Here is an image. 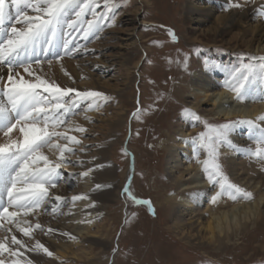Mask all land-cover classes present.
<instances>
[{
    "label": "rangeland",
    "instance_id": "374dc122",
    "mask_svg": "<svg viewBox=\"0 0 264 264\" xmlns=\"http://www.w3.org/2000/svg\"><path fill=\"white\" fill-rule=\"evenodd\" d=\"M199 2L198 8L200 7L202 11L205 10L204 7H209L205 5V0ZM228 2L229 0H224L223 6L220 5L221 14L227 16L232 11L242 12L246 8L251 9L250 13L253 14L255 21L264 25V16L259 15L257 11L264 0H256L254 4H248L243 8L222 11ZM122 3L123 7L119 9L115 26L104 28L99 34L100 38L87 43L86 48L81 49V53L63 59L70 60L79 69L81 67L82 70L79 72L86 70V74L83 79L74 78L75 82L68 80L66 76L63 79L67 80L63 81L61 86L80 91H100L113 97L112 102L99 111L86 113L93 122L85 120L83 113L74 117L75 123L85 126L88 130L83 134L88 137L83 139V146L90 148V151L78 152L77 156L71 157L73 161H83L82 167L61 169L65 174L78 173L94 168L95 165H104L102 168H95L90 175L96 177L99 180L98 184L104 187L98 190L92 186L88 188L94 192L95 198L100 202L102 199L103 202L97 208L96 215L92 216L89 234L79 239L85 251L91 252L89 256L91 258L84 256L79 261H74L69 255L54 263L51 257L42 255L43 258L52 264H106L110 257L113 258L111 264H264V213L263 217L257 220L243 223L244 226L241 225L242 227L233 233L229 232L228 236L221 235L212 245L200 246L194 242H186L174 233L172 204L169 201L164 202L168 195L179 192L178 185L168 178L167 141L181 129L186 131L189 129L192 132L190 138L203 130L202 125L192 127L191 122L181 118L183 108L193 110L190 86L192 74L202 70L209 77L220 81L218 87L225 90L222 85L227 72L206 71L205 61L230 69L238 64V54H251L246 47L243 49L235 43L226 46L229 38L237 36L240 29L234 27L229 33L219 36L205 35L211 25L205 22L198 25L186 19L188 17L186 10L190 5L187 0H122ZM217 14L215 13V16ZM198 17H201V14ZM127 19L132 21L125 22ZM133 28L134 37L131 35L129 39L125 34H131ZM168 29L175 32L177 42L171 41ZM253 36V33L248 32L243 37L245 40H252ZM111 37L113 39L106 43V46L111 47L103 50L105 42ZM212 37L214 39H211ZM134 39L138 41L137 46L133 43ZM257 42L255 41V44ZM84 43L81 41V44ZM185 54L188 55L187 71L181 63L176 62L183 61ZM169 58L172 63L168 62ZM86 60L89 63H85ZM137 62L139 64L133 68ZM61 65L63 61L59 64L53 63L52 67ZM46 69L49 70L47 65ZM158 92L164 93V99L158 102L156 110L149 111L141 120L132 119L131 114L137 108V101L147 108ZM196 113L214 125L237 120L215 119V115L205 111L203 106ZM113 124L116 125L114 128L111 127ZM240 127L242 131L233 135L238 134L239 138L244 140L243 143L245 145L247 143L241 147H254L247 138V128ZM74 134L78 137L82 135ZM233 135L231 139L237 144ZM124 149L127 150V156L123 155ZM227 154L221 156V163L224 172L235 183L230 177L226 157H236L238 153L229 151ZM93 157L96 159L92 160ZM239 158H242L239 161L245 163L251 171L257 170L255 175L264 177L260 163L244 155ZM132 162L135 163V171L130 185L131 191L138 199L152 202L155 216L148 212L146 206L132 205L130 201H126L123 194L118 196L119 191L127 186L125 173ZM197 175L206 179L202 169ZM86 178L73 180L72 187L67 182H61L51 191L70 199L69 196L83 188ZM210 187L214 191L213 186ZM91 201L97 202L90 199L84 204L87 205ZM67 210L64 209L65 212ZM132 213L136 215L132 217ZM126 214L131 217L128 223H125ZM64 218L65 215L53 217L41 214L39 222L45 227L58 229ZM78 219L74 218L80 223ZM80 224L75 232L84 227V224ZM52 235L58 240V233ZM17 236L21 238L18 233ZM46 236L37 233L36 239L42 241ZM57 240L46 242V247L52 251L54 241L59 242L61 239Z\"/></svg>",
    "mask_w": 264,
    "mask_h": 264
},
{
    "label": "snow or ice",
    "instance_id": "6c2138e0",
    "mask_svg": "<svg viewBox=\"0 0 264 264\" xmlns=\"http://www.w3.org/2000/svg\"><path fill=\"white\" fill-rule=\"evenodd\" d=\"M255 2L229 0L222 11ZM121 7L122 0H0V264H38L26 253L53 257L54 253L36 239L37 233H58L76 239L67 232L43 226L39 216L74 215L78 201H90L87 194L69 199L51 190L61 182L72 187L73 180L89 177L95 168L104 167L95 165L78 173L61 171L82 167L83 161H73L71 157L90 151L83 146V139L88 138L83 134L88 130L75 123L74 117L83 113L85 120L93 122L86 113L99 111L113 97L100 91L63 87L48 77L45 65L51 69L53 63L59 64L65 57L81 53L87 43L100 38L104 28L115 26ZM13 8L14 16L10 11ZM257 11L264 16V3ZM168 35L172 42L178 41L172 29H168ZM237 58L238 64L230 69L205 61V70L227 72L222 86L237 103H264V55L238 54ZM168 62L173 61L169 58ZM176 62L187 71V54L183 61ZM61 70L64 71L63 65ZM64 75L73 79L67 71ZM163 99L164 93L158 92L147 108L137 101L131 118L141 120L149 111L156 110ZM181 118L191 122L192 127L203 126L196 136L182 142L192 146L195 162L214 188L209 202L212 205L225 200L235 204L254 203L253 192L232 182L224 172L221 156L225 150L240 153L260 163L264 171V115L214 125L195 111L183 108ZM238 126L247 128V138L254 147L242 148L233 142L231 136ZM74 133L82 135L78 137ZM123 155L127 156L126 149ZM103 187L95 185L97 190ZM123 195L132 205L146 206L155 216L152 202L138 199L130 186L124 187ZM94 207V201L85 206ZM135 215L132 213V217ZM130 219L126 214L125 223Z\"/></svg>",
    "mask_w": 264,
    "mask_h": 264
},
{
    "label": "bare ground",
    "instance_id": "6f19581e",
    "mask_svg": "<svg viewBox=\"0 0 264 264\" xmlns=\"http://www.w3.org/2000/svg\"><path fill=\"white\" fill-rule=\"evenodd\" d=\"M187 1L190 5L186 10V14L188 16L186 19L194 21V23L198 25L201 22L211 25L205 35L211 37L212 35L217 34L219 36L229 33V31L234 27L239 28L240 33L237 34V36H231L229 38V42L226 43V46L229 47L232 43H235L238 47L243 49L246 47V50H249L252 55H264V25L258 23L259 21L257 22V20L255 21L253 14L250 13L251 9L246 8L242 12L232 11L226 16L221 14V11L219 10L220 5L223 6L224 4V0H205V5L207 4L209 7H204L205 10L203 11L199 9L200 7L198 8L200 0ZM13 10L14 8L12 11ZM215 13L218 14L215 16ZM200 14L201 17H198ZM124 21L127 22L132 20L127 19ZM131 32V34H125L129 39L131 38V35L134 37L133 32H135V28L131 29ZM248 32L253 33L254 36L252 40H245L243 37ZM202 38L203 36L200 40H202ZM112 39L113 37L107 39L104 44L105 46H103V50L111 47L106 46V43ZM211 39L214 38L212 37ZM121 41L124 40L121 39ZM255 41L257 44H255ZM137 42L136 40L133 41V43H136V46ZM62 61L63 70L67 71L73 79L85 76L86 70L85 72H79V70H82L81 67L80 69L75 67L76 65H74V63L70 60ZM85 63L89 62L86 60ZM138 64L139 62L134 64L133 68H136ZM45 71L49 78L55 79L60 85H62L63 81L67 80L63 79L66 76L64 75V71L61 70V67L56 66L47 70L45 65ZM73 79H69L68 77V80L72 81ZM219 82L213 77L206 75L202 70L192 74V79L190 80V86L192 88L191 96L193 97L191 108H193L195 112L203 106L205 111H210L215 115V119H223V121H230L231 118H236L237 120H244L246 118L255 119L256 117L264 114V103H237L231 93L218 87ZM225 104L230 105V107H224ZM84 124L86 123L84 122ZM115 126L116 125L113 124L111 127L114 128ZM241 129L242 128L238 126L234 130L233 134L241 132ZM190 135H192V132H190L189 129L187 131L181 129L178 131L177 135L167 141L169 150V158L167 161L168 178L175 183V185H178L177 190H179V192L176 191L171 193V195H168L164 199V202L169 201L172 204V224L176 235L186 242H194L200 246L212 245L216 242L217 238H220L221 235L228 236L229 232L233 233L237 228L244 226L242 225L243 223H248L251 220H257L258 218L263 217L264 177H260L258 174L255 175L254 173H256L255 171L257 170L251 171L245 163L239 161V159H242L239 158L242 154L238 153V156H236L237 158L235 156L226 157V160H228V169H230L231 179H234L235 183L246 190L248 189L253 192L255 202L235 204L230 201H228V203L226 201H222L218 205H212L209 202V198L214 194V191L211 190L212 188L206 179L197 175L201 166L195 162L193 155H191L193 154L192 146L190 144L186 145L182 142L190 140ZM178 137L180 139H178ZM233 137L237 145H247V143L246 145L243 143L244 140L240 139L238 134L235 136L233 135ZM228 152L229 151L225 150L224 155H228ZM134 171L135 163L132 162L127 167L125 173V184L127 186H130L132 183ZM98 182L99 180L96 177L93 178V176H89L86 180H84L82 186L83 188L81 190H77L69 196L72 197L74 195L87 194L90 196V199L97 201L95 202L94 208H85L86 205L84 203L88 200L78 201L76 207L73 209V212L75 210V214L65 215L64 220L58 227L60 233L67 232L76 239L71 240L68 236L58 234L59 237L57 240L56 237L50 234L42 241L40 240V242L46 246V242H51L53 239L57 241L61 239L59 242L54 241V247L52 250L54 255L51 257L53 263L55 261L60 262L69 255L73 257L74 261H79L84 256L91 258L89 257L91 252L85 251L79 241V239L84 238V236L89 234L91 224L82 223L84 224V227L75 232L74 230L78 229V225L81 222L78 223L74 220V218H79V221L86 219L92 220V216L96 215L98 211L97 208L101 206V202L103 201L101 199L100 202L99 199L95 198L96 196L94 192H91L88 188L89 186L95 188V185H97ZM123 189L124 188L119 191L118 196L123 194ZM107 191L108 190L105 192L107 193ZM105 192L103 194H105ZM85 212L91 213V216H86ZM50 244L52 245V243ZM26 255L31 257L34 261H38V264H52L43 258V254L37 256L33 253H26ZM112 261L113 258L110 257L106 264H111Z\"/></svg>",
    "mask_w": 264,
    "mask_h": 264
},
{
    "label": "water",
    "instance_id": "95a60500",
    "mask_svg": "<svg viewBox=\"0 0 264 264\" xmlns=\"http://www.w3.org/2000/svg\"><path fill=\"white\" fill-rule=\"evenodd\" d=\"M131 157V156H130ZM130 159H132V158H130Z\"/></svg>",
    "mask_w": 264,
    "mask_h": 264
}]
</instances>
